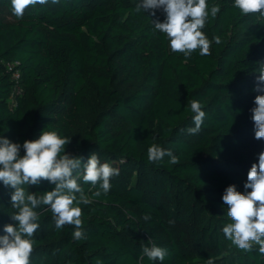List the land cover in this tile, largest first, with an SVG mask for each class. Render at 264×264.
<instances>
[{
    "label": "trees",
    "instance_id": "trees-1",
    "mask_svg": "<svg viewBox=\"0 0 264 264\" xmlns=\"http://www.w3.org/2000/svg\"><path fill=\"white\" fill-rule=\"evenodd\" d=\"M138 2L49 0L18 19L10 0H0V136L22 145L57 131L71 138L65 151L82 163L96 153L119 169L99 197V185L84 183L82 169L74 172L91 200L78 205L80 240L74 225L55 227L48 206L36 209L30 264H264L259 245L244 251L225 237L231 220L222 200L229 185L251 191L247 174L264 150L251 119L264 17L242 14L234 0H207L202 31L211 55L196 50L185 58L154 28L162 11L137 13ZM213 5L220 6L215 18ZM193 100L206 115L200 131L189 134ZM153 143L179 163L168 156L150 163ZM24 187L43 195L55 185ZM13 191L0 182V235L17 223ZM152 244L167 249L163 261L143 255Z\"/></svg>",
    "mask_w": 264,
    "mask_h": 264
},
{
    "label": "clouds",
    "instance_id": "clouds-1",
    "mask_svg": "<svg viewBox=\"0 0 264 264\" xmlns=\"http://www.w3.org/2000/svg\"><path fill=\"white\" fill-rule=\"evenodd\" d=\"M58 4L60 0H50ZM49 0H10L12 14L21 19L30 6L45 5ZM235 8L244 15L258 13L264 17V0H234ZM149 12L152 16L160 10L163 21L152 20L155 30L164 34L173 53H182L188 58L196 50L201 56L211 55L212 41L202 31L209 18L207 0H139L135 11ZM220 12L219 5L210 9L211 17ZM215 43H221L220 37H214ZM256 87L260 93L255 96V107L251 109L254 123L255 139H264V61L258 62ZM194 113L195 127L189 128V134L200 131L205 112L201 104L193 100L190 104ZM71 138L61 137L57 131L43 130L34 140H25L23 144L12 142L0 136V182L5 187L14 189L11 193L12 208L17 211L11 215L15 225L6 224L4 235H0V264H30V256L35 241L32 239L40 225L39 212L36 209L48 206L57 229L65 225H74L73 238L84 237L82 230V209L78 205L91 203L82 187L74 177V172L83 170L84 183L93 187L99 185L100 191L94 193L99 197L101 191L107 194L111 188V178L119 175V169L109 163H101L96 153L89 156L85 163L82 157L73 156L65 151ZM23 149V155L21 154ZM165 156L170 164H178L179 158L170 150L153 143L148 148V161L158 162ZM42 180L55 185L54 189L37 195L28 193L25 185H38ZM245 190L237 191L235 185H229L222 196L227 205V216L231 223L223 228V233L235 246L244 251H252L253 245H259V252L264 254V150L258 154V163H253L244 184ZM149 217H145L148 219ZM171 223V222H170ZM143 255L150 260L163 261L167 249L152 244L144 246ZM207 264H214L213 258Z\"/></svg>",
    "mask_w": 264,
    "mask_h": 264
},
{
    "label": "built area",
    "instance_id": "built-area-1",
    "mask_svg": "<svg viewBox=\"0 0 264 264\" xmlns=\"http://www.w3.org/2000/svg\"><path fill=\"white\" fill-rule=\"evenodd\" d=\"M16 77L18 78L19 76H18V75H16Z\"/></svg>",
    "mask_w": 264,
    "mask_h": 264
}]
</instances>
